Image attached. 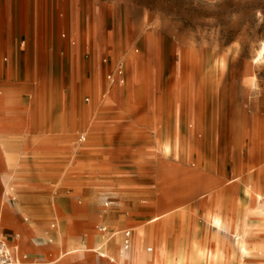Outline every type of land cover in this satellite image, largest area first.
Segmentation results:
<instances>
[{
  "label": "rangeland",
  "instance_id": "374dc122",
  "mask_svg": "<svg viewBox=\"0 0 264 264\" xmlns=\"http://www.w3.org/2000/svg\"><path fill=\"white\" fill-rule=\"evenodd\" d=\"M50 1L63 23L55 39L36 41L32 65L50 62L64 78L70 73L69 95L62 98L77 103L68 119L61 107L62 134L29 137L52 141L51 151L34 154L16 143L10 152L16 175L3 193L0 215L8 202L34 227L91 222L117 230L123 245L135 222L145 224L166 206L157 193V130L173 139L177 118L210 120L233 103L251 101L261 107L264 134V0ZM10 59L1 55L0 67ZM137 69L141 79H135ZM116 81L122 106L107 100ZM259 148L262 166L264 145ZM151 172L154 178H146ZM96 174L111 187H96ZM120 193L130 206L141 205L139 214L106 205L121 201ZM0 237L15 260L12 234L1 225Z\"/></svg>",
  "mask_w": 264,
  "mask_h": 264
},
{
  "label": "bare ground",
  "instance_id": "6f19581e",
  "mask_svg": "<svg viewBox=\"0 0 264 264\" xmlns=\"http://www.w3.org/2000/svg\"><path fill=\"white\" fill-rule=\"evenodd\" d=\"M135 79H141L138 69ZM121 86L116 81L107 94L108 101L120 106L124 104ZM260 108L243 101L223 108L210 120L203 117L185 123L177 118L173 139L157 130V193L166 206L145 223L152 227L135 222L123 245L117 230L108 232L91 222L82 227L74 222L54 229L34 227L7 202L0 225L12 234L9 244L15 264H264V229L251 230L264 227ZM23 138L0 137V205L16 175L5 144ZM32 139L34 154L55 147L52 141ZM145 177L153 179L154 173ZM95 178L96 187H111L101 175ZM120 198L115 204L122 205L127 215L140 213L141 205L130 206L126 193H120ZM121 222L120 218L114 224ZM173 223L177 230L167 227Z\"/></svg>",
  "mask_w": 264,
  "mask_h": 264
},
{
  "label": "crops",
  "instance_id": "0c3cea01",
  "mask_svg": "<svg viewBox=\"0 0 264 264\" xmlns=\"http://www.w3.org/2000/svg\"><path fill=\"white\" fill-rule=\"evenodd\" d=\"M56 8L50 0H0V56L11 58L0 67V137H26L23 150L33 151L31 136L62 134L61 107L68 119L77 103L62 98L65 91L69 95L70 73L64 78L50 62L32 65L36 41L55 39L63 23ZM16 143L5 144L6 151H14Z\"/></svg>",
  "mask_w": 264,
  "mask_h": 264
},
{
  "label": "built area",
  "instance_id": "2783aa9c",
  "mask_svg": "<svg viewBox=\"0 0 264 264\" xmlns=\"http://www.w3.org/2000/svg\"><path fill=\"white\" fill-rule=\"evenodd\" d=\"M122 67H119V74H122ZM120 81H123V78H120ZM107 206L115 205V203L111 201H107ZM128 231L125 232V236H128ZM0 264H15L14 257L10 251V248L6 241L0 237Z\"/></svg>",
  "mask_w": 264,
  "mask_h": 264
}]
</instances>
